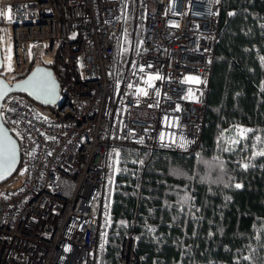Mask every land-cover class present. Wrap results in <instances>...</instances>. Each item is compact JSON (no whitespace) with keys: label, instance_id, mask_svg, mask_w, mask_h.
I'll list each match as a JSON object with an SVG mask.
<instances>
[{"label":"built area","instance_id":"1","mask_svg":"<svg viewBox=\"0 0 264 264\" xmlns=\"http://www.w3.org/2000/svg\"><path fill=\"white\" fill-rule=\"evenodd\" d=\"M221 3L138 0L139 44L122 60L127 0H0V42L13 50L1 78L12 84L37 57L63 79L54 105L1 102L21 165L0 182V264H99L113 157L197 151ZM135 247L129 232L118 264H142Z\"/></svg>","mask_w":264,"mask_h":264},{"label":"trees","instance_id":"2","mask_svg":"<svg viewBox=\"0 0 264 264\" xmlns=\"http://www.w3.org/2000/svg\"><path fill=\"white\" fill-rule=\"evenodd\" d=\"M262 57L264 0H222L201 143L113 157L99 264H118L129 232L142 264H264V156L253 155L264 151ZM238 128L252 131L241 139Z\"/></svg>","mask_w":264,"mask_h":264},{"label":"water","instance_id":"3","mask_svg":"<svg viewBox=\"0 0 264 264\" xmlns=\"http://www.w3.org/2000/svg\"><path fill=\"white\" fill-rule=\"evenodd\" d=\"M2 67H3V58H2V52L0 46V70L2 69ZM30 77L33 78L34 80H38L41 77L46 78L51 85H54L55 88L54 94L45 95L39 93L35 88L26 85L24 81L29 80ZM10 93L25 94L33 101L38 102L42 105H54L55 103L58 102L59 99L60 82L54 76L53 69L51 67L43 64L35 65L24 76L13 81L12 84H8L0 76V105L3 99ZM62 105L63 104L60 103V106ZM12 147L15 148V162L13 163L11 168H8L7 154H8V150ZM0 160L3 161V165L2 168H0V170H2L4 174V179H0V182H3L8 178H10L19 167L21 161V154L19 150L18 141L7 129L6 125L2 122L1 119H0Z\"/></svg>","mask_w":264,"mask_h":264},{"label":"snow or ice","instance_id":"4","mask_svg":"<svg viewBox=\"0 0 264 264\" xmlns=\"http://www.w3.org/2000/svg\"><path fill=\"white\" fill-rule=\"evenodd\" d=\"M232 14L233 13H229V15H232ZM0 16H5V13L0 12ZM6 18L8 19L9 22H11L12 17L10 15V10H9L8 14L6 15ZM261 61H262V63H264V57L261 58ZM141 71H143V69H141ZM149 79H151V77ZM24 83L26 85H29V86L35 88L39 93H42V94H45V95H53L54 94V91H55L54 85H51L50 82L46 78H44V77H41L38 80H34L33 78L30 77L29 80L24 81ZM129 87H131V85H129ZM137 91L138 92H141L144 95L147 94L142 89H138ZM237 131L240 133L241 139H243L246 136V134L248 132L252 131V130L251 129H239L238 128ZM259 139L260 138L257 137V140H259ZM238 142L239 141H233V143H238ZM117 155H118V153H117ZM253 155L254 156L255 155L264 156V151L254 152ZM14 162H15V148L12 147V148H10L8 150V154H7V167L8 168H11ZM2 165H3V161L0 160V168H2ZM243 167H247V165L245 164V165H243ZM0 179H4V174H3V171L2 170H0ZM236 187H240V185H236ZM182 199L184 201H187L188 197H183ZM150 230L151 231H154V229H150ZM210 235H211V233H210ZM243 259L249 260L250 257L245 256V257H243Z\"/></svg>","mask_w":264,"mask_h":264},{"label":"rangeland","instance_id":"5","mask_svg":"<svg viewBox=\"0 0 264 264\" xmlns=\"http://www.w3.org/2000/svg\"><path fill=\"white\" fill-rule=\"evenodd\" d=\"M137 2L138 0H127V9H126L127 29L124 31L123 38H122V45L120 49V58L122 60H125L127 58L131 45L134 42V40H135L136 45L139 44V39H137L138 37L137 31L139 28L141 29L140 27V24H141L140 16L141 15L139 14V5L137 6ZM103 219H104V216H103Z\"/></svg>","mask_w":264,"mask_h":264},{"label":"bare ground","instance_id":"6","mask_svg":"<svg viewBox=\"0 0 264 264\" xmlns=\"http://www.w3.org/2000/svg\"><path fill=\"white\" fill-rule=\"evenodd\" d=\"M0 46L3 56V71L9 73L12 64L13 50L7 40H1Z\"/></svg>","mask_w":264,"mask_h":264}]
</instances>
